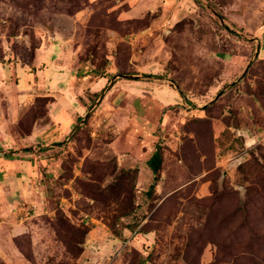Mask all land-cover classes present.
<instances>
[{"label":"rangeland","instance_id":"rangeland-1","mask_svg":"<svg viewBox=\"0 0 264 264\" xmlns=\"http://www.w3.org/2000/svg\"><path fill=\"white\" fill-rule=\"evenodd\" d=\"M112 1L0 0V138L84 106L0 178V264H264V0Z\"/></svg>","mask_w":264,"mask_h":264},{"label":"crops","instance_id":"crops-1","mask_svg":"<svg viewBox=\"0 0 264 264\" xmlns=\"http://www.w3.org/2000/svg\"><path fill=\"white\" fill-rule=\"evenodd\" d=\"M94 1L96 0H89V3L91 4ZM127 1L129 0H113L112 6L119 7L120 5L125 4ZM168 2L177 3L178 1L136 0V4L134 6H130V9L128 8L126 10H120V12L117 13L118 18L120 17V20L132 19L134 9L138 6L148 5L150 11L154 9L153 7H164L165 9L166 7H168ZM109 33L112 38H117L118 33L116 31L109 30ZM60 45L61 44H57L56 46L55 44L50 43L47 47L49 51H55V53H57V57H70L69 50H62V48H60ZM43 51L44 45L43 48L38 51L39 53H37L38 59H40V62H47V58H43L41 56L43 55ZM69 57H67V59ZM49 62L55 63L56 60ZM57 62L59 63L60 61ZM163 86L164 87L163 89H161L160 92L163 93L164 97L165 95H173V93H175L173 88H171L169 85L165 84ZM165 89L167 90L166 92H164ZM75 96L76 94H73L70 88L65 89L63 93L57 94L56 101L52 103V105H49V109L45 115L44 122L41 123L39 121H36V123L31 127L29 133H25L23 135H17L12 133L13 135L9 134L10 138H6L5 140L3 138H0V147H2V145H8V147H11V152L9 151L10 154L7 155H4L6 151L0 148V178H11V174L17 175L19 179L18 181L22 183V186L31 181V175L34 174V170L37 163L35 159L32 158L37 156L38 151L33 150L35 146L37 144L46 146L49 144L45 143L46 141H59L61 138L64 139L63 137H65L70 127L73 125V123L77 121V119L80 118V115H82L81 112L84 110V106L81 103H73V101L78 100ZM62 102H64V106L59 105ZM72 113L75 114L74 118L72 116Z\"/></svg>","mask_w":264,"mask_h":264},{"label":"trees","instance_id":"trees-1","mask_svg":"<svg viewBox=\"0 0 264 264\" xmlns=\"http://www.w3.org/2000/svg\"><path fill=\"white\" fill-rule=\"evenodd\" d=\"M88 4V0L87 3L85 4V6ZM131 21L130 20H124V22ZM33 126V124L29 127V129L24 132V133H20V134H25V133H29L31 127ZM162 159H163V154L161 152V148L159 145L155 146V149L152 151L150 157L146 160V165L148 166L149 170L152 173V181L149 184V188H150V192H153L155 190V186L158 183L159 180V174H160V170H161V163H162Z\"/></svg>","mask_w":264,"mask_h":264}]
</instances>
